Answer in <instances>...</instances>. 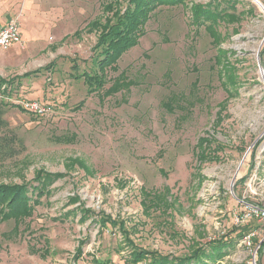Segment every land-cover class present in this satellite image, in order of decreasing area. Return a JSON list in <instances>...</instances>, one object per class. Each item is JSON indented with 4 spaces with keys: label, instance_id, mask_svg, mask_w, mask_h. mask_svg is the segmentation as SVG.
Wrapping results in <instances>:
<instances>
[{
    "label": "rangeland",
    "instance_id": "obj_1",
    "mask_svg": "<svg viewBox=\"0 0 264 264\" xmlns=\"http://www.w3.org/2000/svg\"><path fill=\"white\" fill-rule=\"evenodd\" d=\"M124 1L7 0L22 43L0 51V184L60 177L30 217L0 219V264H135L134 248L172 259L216 241L229 246L210 264H264V219L236 223L264 211V0L158 6L89 94L91 25ZM206 4L227 13L212 28L192 22ZM203 138L222 150L198 168Z\"/></svg>",
    "mask_w": 264,
    "mask_h": 264
},
{
    "label": "trees",
    "instance_id": "obj_2",
    "mask_svg": "<svg viewBox=\"0 0 264 264\" xmlns=\"http://www.w3.org/2000/svg\"><path fill=\"white\" fill-rule=\"evenodd\" d=\"M119 4L118 0H114ZM186 0H125L122 9L119 5L109 4L105 10V18L102 22H94L91 26L96 31V42L92 48L91 70L78 76L83 79L87 87V92L93 94L102 89L105 84V73L107 70H116L117 62L129 50L137 46L139 40L144 36V26L150 14L160 5H183ZM220 2V1H219ZM218 6V4H216ZM193 23L202 25L204 28L213 27L227 16L223 10H219L214 5H195L190 8ZM231 18L233 15H229ZM221 19V20H220ZM209 22L210 25L206 24ZM53 63L44 68L37 69L32 74L36 75L43 71L51 70ZM31 73L24 74L21 78H28ZM12 83V82H11ZM11 83H7L0 78V116L4 107L3 99L9 96ZM6 85V86H5ZM10 87V88H9ZM171 99H169L170 101ZM163 102L164 108L172 112L173 107ZM6 105V104H5ZM4 145L0 144V153L4 150ZM221 147L215 145L207 138L199 139L194 147V157L198 162V168L204 163L219 160L218 153ZM58 174H49L43 170L36 172L33 183L25 184H0V219H21L31 216V212L39 203L42 196L48 194L46 190L54 179L59 178ZM86 215L87 213L84 212ZM103 219L102 226H105ZM242 235H239L241 238ZM216 241L211 243V252L206 253L203 249H196L188 257L172 258L160 256L156 252H146L135 249L132 250L130 261L132 263L143 264H210L223 254V250L229 244ZM264 249V241L260 243L259 252Z\"/></svg>",
    "mask_w": 264,
    "mask_h": 264
},
{
    "label": "built area",
    "instance_id": "obj_3",
    "mask_svg": "<svg viewBox=\"0 0 264 264\" xmlns=\"http://www.w3.org/2000/svg\"><path fill=\"white\" fill-rule=\"evenodd\" d=\"M20 30V24L16 18L11 19L5 25L0 26V51L8 50L14 45H20L22 43ZM26 106L31 111H38L36 104H26ZM245 218L264 219V211L251 208L239 221L237 219L236 223L242 222ZM254 236L255 233H249L244 237L243 242L250 245Z\"/></svg>",
    "mask_w": 264,
    "mask_h": 264
},
{
    "label": "crops",
    "instance_id": "obj_4",
    "mask_svg": "<svg viewBox=\"0 0 264 264\" xmlns=\"http://www.w3.org/2000/svg\"><path fill=\"white\" fill-rule=\"evenodd\" d=\"M11 10V5H8L7 0H0V26L5 25L8 13ZM21 31V30H20Z\"/></svg>",
    "mask_w": 264,
    "mask_h": 264
},
{
    "label": "bare ground",
    "instance_id": "obj_5",
    "mask_svg": "<svg viewBox=\"0 0 264 264\" xmlns=\"http://www.w3.org/2000/svg\"><path fill=\"white\" fill-rule=\"evenodd\" d=\"M255 3L259 6L260 9L264 10V7L262 6V4L258 1H255ZM262 80H264V74H262Z\"/></svg>",
    "mask_w": 264,
    "mask_h": 264
},
{
    "label": "water",
    "instance_id": "obj_6",
    "mask_svg": "<svg viewBox=\"0 0 264 264\" xmlns=\"http://www.w3.org/2000/svg\"><path fill=\"white\" fill-rule=\"evenodd\" d=\"M253 1V0H252Z\"/></svg>",
    "mask_w": 264,
    "mask_h": 264
}]
</instances>
